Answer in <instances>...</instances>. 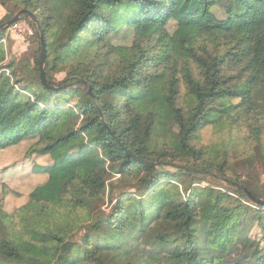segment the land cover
Returning <instances> with one entry per match:
<instances>
[{
  "label": "trees",
  "instance_id": "16d2710c",
  "mask_svg": "<svg viewBox=\"0 0 264 264\" xmlns=\"http://www.w3.org/2000/svg\"><path fill=\"white\" fill-rule=\"evenodd\" d=\"M0 5V23L21 8L34 13L20 18L39 48L43 34L46 70L65 71L57 82L45 71L50 87L39 60L28 71L12 60L0 67V150L26 139L45 177L15 212L0 184V264H264V204L251 197L264 200V185L193 142L222 117L264 111V0ZM14 161L6 167H20ZM207 179L222 189L201 185ZM52 207L89 220L83 233L74 238Z\"/></svg>",
  "mask_w": 264,
  "mask_h": 264
},
{
  "label": "rangeland",
  "instance_id": "374dc122",
  "mask_svg": "<svg viewBox=\"0 0 264 264\" xmlns=\"http://www.w3.org/2000/svg\"><path fill=\"white\" fill-rule=\"evenodd\" d=\"M5 13L6 9L0 5V20L3 19ZM18 20L25 19L19 18ZM28 23L30 24L32 33H17L11 27L12 25L2 29L4 32L0 38V67L7 64L9 60H12L16 67L22 65L28 71L33 65H36V60H40L41 43L39 48L35 28L32 23L29 21ZM168 29L172 35L174 52L178 56H183L185 52L176 34L174 22H169ZM118 39L119 37L113 38L112 40H114V43H117L116 41ZM128 41L129 39L127 42ZM123 42V40H120L118 43ZM46 69L47 64L45 58V71L48 72L50 78L57 82L65 76V71H56L52 68ZM233 71L236 72L235 70ZM184 91L185 88L181 87L182 98L184 96ZM108 99L117 102L116 95H109ZM239 99L238 97H234L231 101L235 103L238 102ZM263 116L264 111L252 110L235 120L229 119V116L222 117L218 122L206 124L195 131L193 142L197 147L213 146L219 151L220 157H224L228 162L233 164L234 169L242 175L244 180L261 187L264 185V128L261 127V124L264 122ZM28 145L29 143L25 139L17 145L0 150V173L10 169L7 171V174L3 173L6 178V183L0 181V184H5L1 185L3 187L5 186L4 188L6 189V194L3 195L2 200L3 207L8 212H15L19 206H22L26 202V196H28L31 189L36 184L41 183L45 178L32 168V163L43 166L44 161L41 159L42 157H36L34 153V156L31 155L32 153H27L30 150V146ZM28 155H30V158L26 157ZM16 159V162H20L18 165L20 167L17 169L14 168L15 166L6 167L7 164H11L12 166ZM9 171H11V173ZM206 184H212L222 189V187L219 186L220 183L215 180L209 181L207 179L201 183V185ZM129 186L131 185L128 184L127 187L129 188ZM130 189L133 190L134 188L130 187ZM230 193L235 196L233 192ZM99 205L103 210H108L112 205V201L106 194L103 202ZM62 209L63 207H52V210L57 212L56 214L58 216L62 214V217L65 218L62 221L63 224L68 223L72 236L74 234V238H77L73 231H78V235L82 234L84 231L82 227L89 223V220H85L82 217L77 218L76 215L67 218L66 212L61 211ZM43 217H45V215ZM52 217H54V215Z\"/></svg>",
  "mask_w": 264,
  "mask_h": 264
},
{
  "label": "water",
  "instance_id": "95a60500",
  "mask_svg": "<svg viewBox=\"0 0 264 264\" xmlns=\"http://www.w3.org/2000/svg\"><path fill=\"white\" fill-rule=\"evenodd\" d=\"M23 14H30L32 16V18L36 21L37 18L34 15V13L32 11H30L27 8H21L19 9L11 18H9L8 20L0 23V31L4 28H6L7 26H9L10 24H12L13 22L17 21L21 15ZM40 40H41V53H40V60H39V71H40V76H41V80L43 82V84L50 86V87H54L52 85H48L46 83V79H45V53H46V46H45V41H44V37L43 34L40 33ZM89 92L91 93V87H89ZM126 149V147H124ZM127 152L135 159H137L138 161H140L143 164H147V165H152L154 164L153 162L147 161L139 156H137L136 154H134L133 152H131L129 149H126ZM234 183V182H233ZM246 190V188H244ZM251 194V193H250ZM252 199L260 204H264V200L261 198H257L254 195L251 194Z\"/></svg>",
  "mask_w": 264,
  "mask_h": 264
},
{
  "label": "built area",
  "instance_id": "2783aa9c",
  "mask_svg": "<svg viewBox=\"0 0 264 264\" xmlns=\"http://www.w3.org/2000/svg\"><path fill=\"white\" fill-rule=\"evenodd\" d=\"M11 27L17 32V33H32V29L30 27V24L27 20H17L13 22Z\"/></svg>",
  "mask_w": 264,
  "mask_h": 264
}]
</instances>
